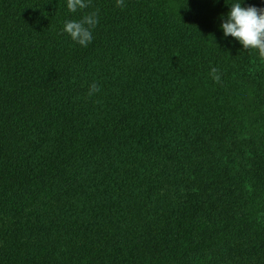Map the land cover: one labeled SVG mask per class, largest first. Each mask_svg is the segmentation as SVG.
<instances>
[{"label": "trees", "instance_id": "1", "mask_svg": "<svg viewBox=\"0 0 264 264\" xmlns=\"http://www.w3.org/2000/svg\"><path fill=\"white\" fill-rule=\"evenodd\" d=\"M181 1L0 0V264H264V57Z\"/></svg>", "mask_w": 264, "mask_h": 264}, {"label": "clouds", "instance_id": "2", "mask_svg": "<svg viewBox=\"0 0 264 264\" xmlns=\"http://www.w3.org/2000/svg\"><path fill=\"white\" fill-rule=\"evenodd\" d=\"M91 0H67V8L70 12L89 7ZM117 6L125 7L123 0H116ZM242 0L231 5L227 17L223 19L220 28L224 36L235 38L243 46V49H258L259 55L264 57V8L258 9L249 5L242 7ZM98 10L84 15L79 21H66L63 31L70 35L71 39L80 46L87 47L93 40L92 31L98 24ZM218 69L212 68L211 75L216 81H220ZM99 85L92 83L88 94L94 95L99 91Z\"/></svg>", "mask_w": 264, "mask_h": 264}, {"label": "rangeland", "instance_id": "3", "mask_svg": "<svg viewBox=\"0 0 264 264\" xmlns=\"http://www.w3.org/2000/svg\"><path fill=\"white\" fill-rule=\"evenodd\" d=\"M186 0L181 1L180 3H184Z\"/></svg>", "mask_w": 264, "mask_h": 264}]
</instances>
